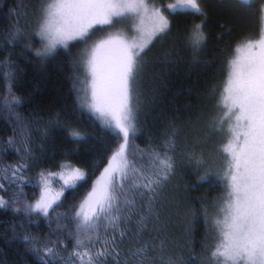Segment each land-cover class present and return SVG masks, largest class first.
<instances>
[{
	"label": "snow or ice",
	"instance_id": "1",
	"mask_svg": "<svg viewBox=\"0 0 264 264\" xmlns=\"http://www.w3.org/2000/svg\"><path fill=\"white\" fill-rule=\"evenodd\" d=\"M21 7L25 17L30 11L31 19L21 24V13L16 11L18 19L10 27L6 42L38 38L41 47L34 51L38 59L52 56L58 48L82 45L72 62L78 109L110 130L118 143L110 149L89 190L68 211L56 209L62 206L67 192L76 193L88 184L101 160L81 167L74 163L71 153H64L66 159L53 165L55 171L41 168L36 173L33 186L39 195L34 201L22 202L19 197L23 193L14 192L11 199L0 196V208L15 206L14 212L29 218L36 215L50 223L55 221L56 228L47 238L23 236L38 264H184L182 257L168 253L166 237L158 244L143 240L148 224L160 222L165 207L162 193L176 174L174 153L180 129L171 122L162 143L144 149L134 144L133 137L138 134L137 120L144 103L147 51L171 32L170 16L188 14L203 18L192 20L186 30L187 45L198 55L208 42L206 0L167 4L159 0H37L30 8ZM233 11L241 16L255 14L259 27L254 34L241 36L234 49H218L224 57L226 75L217 102L221 113L210 119L208 127L225 135L218 153L223 157L220 171L226 195L213 205L217 209L213 215L204 209V221L210 228L200 264H264V0L258 4L235 0ZM231 31L226 29L217 38L222 40ZM3 63L8 69L3 77L9 90L4 104L12 111L21 103L11 92L15 68L10 59ZM17 120L19 138L14 132L4 143L23 155L19 163L0 169V179L23 186L32 184L26 173L39 167L41 158L33 154L26 123L19 115ZM70 135L79 138L81 133L73 130ZM183 156L197 168L208 164L204 153L195 151V145ZM211 175L210 167L197 177L198 184L190 187L210 182ZM56 183L59 190L53 187ZM0 191L7 193L8 189L0 183ZM173 206L185 208V219L191 217L189 228L197 221L195 208L182 205L176 197L167 205ZM176 214L181 215L179 211ZM133 218L134 230L124 227L132 224ZM125 238L128 246L121 248Z\"/></svg>",
	"mask_w": 264,
	"mask_h": 264
},
{
	"label": "trees",
	"instance_id": "2",
	"mask_svg": "<svg viewBox=\"0 0 264 264\" xmlns=\"http://www.w3.org/2000/svg\"><path fill=\"white\" fill-rule=\"evenodd\" d=\"M159 2L167 4L173 0ZM260 2L254 0V3ZM36 3L37 0H0V169L19 163L23 155V152L18 155L4 143L14 132L19 138L17 115L28 127L34 156L41 158L39 167H33L26 173L32 178V184L21 186L0 179V183L8 189L7 193L0 191V196L7 200L13 198L14 192H22L23 195L19 197L22 202L34 201L39 195V190L33 186L36 173L41 168L55 171L53 165L66 159L64 153H71L74 163L81 167H90L96 160H101L99 169L88 184L76 193L67 192L62 198L63 204L56 212H66L89 190L91 181L99 175L110 149L118 141L110 130L78 109L73 90L72 62L82 45L71 46L68 50L58 48L52 56L38 59L34 55V51L41 47L38 38L31 41L21 39L13 44L6 42L10 27L18 19L14 13L20 11L19 20L24 24L26 19H31V13L29 11L25 17V8L21 5L30 8ZM234 8L235 0H206L209 22L205 32L208 42L198 55H194L187 45L186 30L192 20L199 22L203 18L188 14L170 16L171 32L157 39L145 57L148 61L142 83L145 96L142 97L144 103L137 120L138 134L133 137L134 144L141 149L160 145L173 121L180 132L174 153L176 174L162 193L161 203L165 207L161 210L160 222L148 224L143 240L158 244L161 238L166 237L168 253L182 257L184 264H200L210 228L204 221V209L207 208L209 215H213L217 211L213 205L220 203L226 195V183L221 179L220 171L223 157L218 153L225 142V135L208 127L210 119L221 113L217 102L226 75L224 57L218 49L224 46L234 49L241 36L254 34L259 27L255 14L241 16L233 11ZM226 29L232 30L231 35L218 39ZM29 43L31 48L28 47ZM8 59L15 68L11 92L21 100L19 105L13 106L12 111L4 104L9 90L3 77L8 69L3 62ZM58 113L59 123H56ZM73 130L80 132L81 136L72 137L70 132ZM194 145L195 151L204 153L208 164L197 168L195 163L184 159L183 153L192 150ZM210 167V182L190 187L198 184L197 177L204 175ZM53 186L59 189L58 183ZM172 197L181 200L182 205L197 210V221L190 228L188 220L191 217L185 219L183 206L180 209L167 207ZM13 207L0 208V264H38L37 257L24 243L23 236L32 234L47 238L51 229L56 228V223L54 220L50 223L42 216L29 218L23 213L14 212ZM178 211L180 216L176 214ZM134 225L135 218L132 224L124 227L134 230ZM127 246L125 238L121 248ZM68 248L71 251V243Z\"/></svg>",
	"mask_w": 264,
	"mask_h": 264
},
{
	"label": "rangeland",
	"instance_id": "3",
	"mask_svg": "<svg viewBox=\"0 0 264 264\" xmlns=\"http://www.w3.org/2000/svg\"><path fill=\"white\" fill-rule=\"evenodd\" d=\"M172 3H175V0H173V2ZM54 187V186H53ZM56 190H59L58 188H56V187H54Z\"/></svg>",
	"mask_w": 264,
	"mask_h": 264
}]
</instances>
